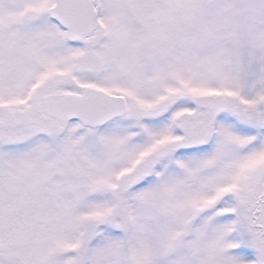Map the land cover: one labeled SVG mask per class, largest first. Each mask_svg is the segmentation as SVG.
I'll return each mask as SVG.
<instances>
[{
	"label": "snow or ice",
	"instance_id": "obj_1",
	"mask_svg": "<svg viewBox=\"0 0 264 264\" xmlns=\"http://www.w3.org/2000/svg\"><path fill=\"white\" fill-rule=\"evenodd\" d=\"M0 264H264V0H0Z\"/></svg>",
	"mask_w": 264,
	"mask_h": 264
}]
</instances>
